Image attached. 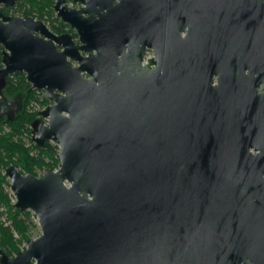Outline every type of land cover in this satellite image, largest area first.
Segmentation results:
<instances>
[{"label":"water","instance_id":"obj_1","mask_svg":"<svg viewBox=\"0 0 264 264\" xmlns=\"http://www.w3.org/2000/svg\"><path fill=\"white\" fill-rule=\"evenodd\" d=\"M74 1L84 7L52 9L80 45L0 12V95L25 74L52 102L32 141L59 150L40 177L5 168L41 234L13 257L0 250V264H264V0ZM138 22L172 25L168 39L183 42L184 116L183 64L168 75L142 68L141 53L128 70L117 58ZM194 207L213 216L210 249L187 246Z\"/></svg>","mask_w":264,"mask_h":264},{"label":"trees","instance_id":"obj_2","mask_svg":"<svg viewBox=\"0 0 264 264\" xmlns=\"http://www.w3.org/2000/svg\"><path fill=\"white\" fill-rule=\"evenodd\" d=\"M71 1V0H67ZM53 0H18L13 8L14 12L23 15L36 16L39 19H47L53 22L51 29L56 33H64L67 25H64L58 18L53 19ZM56 22L59 25H55ZM1 50V47H0ZM0 52V68H1ZM22 96L19 109H13L11 99ZM37 95L36 90L26 81L25 74L16 73L7 78V87L0 95V202L6 207L11 220V226L4 227L0 223V250L8 257H13L20 252L19 246L27 243L33 238V231L38 229L37 223L32 221L30 211H20L11 203V198L5 192V186L9 185L6 176L2 171L9 165L18 168L21 174H33L38 176L37 171L43 173L50 169L58 168V155L56 147L49 142L44 147H37V155H31V149L25 147L21 137L27 132L36 115L27 110L29 102ZM38 97V96H37ZM45 104L49 102L45 98ZM8 129V131H6ZM29 132V131H28ZM13 231L18 235L16 239Z\"/></svg>","mask_w":264,"mask_h":264},{"label":"flooded vegetation","instance_id":"obj_3","mask_svg":"<svg viewBox=\"0 0 264 264\" xmlns=\"http://www.w3.org/2000/svg\"><path fill=\"white\" fill-rule=\"evenodd\" d=\"M54 1L55 0H53V4ZM65 1H66V6H68V4H72L73 6H75L77 3L82 5L80 2H75L74 0L71 1L65 0ZM148 2H150V0H148ZM15 6L16 3L11 7H6L1 5L0 12L6 17H19V18L31 17L35 21H42L38 17H32L26 14L20 15L14 12L13 8ZM83 7L84 6L82 5V8ZM104 12H106V10H104ZM55 18L58 17L56 16ZM58 19H59L58 22L61 21L62 24L67 25V28L65 29L66 32L57 35L70 34L73 38L74 43L76 45H80L76 30L71 28L69 24L63 22L60 18ZM102 25H120V24L104 23ZM132 25H134V29H135L134 40L133 41L124 40L121 43L122 48L120 49V52L117 54V58L121 60L122 61L121 64L124 65V66L122 65V67L128 70L129 68L131 69V67L134 65L133 61H131L132 58L129 56L131 53L133 58L137 57L141 53L142 59L140 65L142 68L148 71L157 69L162 65L165 67L166 73L168 75H171V73L174 72L173 68H176L177 66L183 64V116H184L185 108L188 106L190 100V92L187 90L185 85L186 84L185 72L187 70V66L184 63L185 55L183 53V42L171 41V39L170 40L168 39L167 34H169L170 31L169 29L172 28V25H153V24L146 25V23H143V25H141V23L139 22L134 23ZM49 29L53 33H55L51 28ZM180 35L183 38V32H181ZM0 47H1L0 52L2 58L3 47L1 45ZM91 52L95 54L96 50H91ZM73 66H76V64L73 63ZM192 69H193L192 70L193 73L196 72L194 64L192 65ZM132 70H134V72L138 71L136 67ZM138 105L139 107H143L147 109L152 108V105H150L149 103H139ZM251 153L256 154L257 152L251 149ZM187 203L198 204L199 202L187 200ZM189 211L190 213L186 214L188 220L185 223L186 224L185 227L191 229L192 235L190 236V239L187 240V246L194 251H201L212 248L215 242L213 238L212 230L206 232L202 230V226H203L202 221L204 218L209 221L208 223H206L207 227L209 229L213 228L214 223L212 221L213 220L212 214L205 215L203 212H201L200 208L198 207L191 208ZM203 235H209V236L204 237Z\"/></svg>","mask_w":264,"mask_h":264},{"label":"rangeland","instance_id":"obj_4","mask_svg":"<svg viewBox=\"0 0 264 264\" xmlns=\"http://www.w3.org/2000/svg\"><path fill=\"white\" fill-rule=\"evenodd\" d=\"M68 6L69 7H72V8H77V9H82V5H80L79 3H77L75 6H73L72 4H68ZM33 17H36V16H33ZM55 17H56V15H55V13H54V17H53V19H55ZM49 28H51L50 27V25H54V23L53 22H50L49 20H47V19H41ZM55 25H59L57 22H56V24ZM12 76V75H11ZM10 76V77H11ZM36 97L35 98H33L30 102H29V104H28V106H27V110L29 111V112H31V113H34L35 115H36V119L38 118V111L37 110H39L40 108H42V106L45 104V98H43V95L41 94V95H35ZM37 96H38V98H37ZM21 101H22V96H16V97H14V98H12L11 99V105H12V107H13V109H15V108H17V109H19V105L21 104ZM47 104H49V102L47 103ZM28 128V130H27V132H25L24 134H23V136L21 137V139H22V142L24 143V145H25V147H27V148H29V149H31V155L32 156H34V155H37V149H36V147L34 146L35 144L31 141V139H30V137H31V133H30V126L29 127H27ZM6 131H8V129H6ZM29 131V132H28ZM50 144H51V146L53 147H56V152H57V155H58V153H59V150H58V146L56 145V143H54V142H51V141H48ZM38 147V146H37ZM18 169V168H17ZM56 170V169H55ZM2 174L4 175V176H6L5 175V172L4 171H2ZM37 174H38V176L40 177V176H42L43 175V171H37ZM7 178V177H6ZM7 181H8V183H9V185H7V186H5V192H7L8 193V195H9V197L11 198V203L12 204H14L15 203V197H14V195H13V193L11 192V190H10V182H9V179L7 178ZM31 213V212H30ZM32 214V221L34 222V223H37V218H36V216L33 214V213H31ZM0 223L1 224H3L4 225V227H7V226H11V220L9 219V214H8V212H7V209H6V207L0 202ZM37 226H38V224H37ZM40 234H41V232H40V228L38 227V229H36V230H34L33 231V238L32 239H35V238H37V237H39L40 236ZM13 236L17 239L18 238V235L15 233V231H13ZM25 246H26V243H23V244H21L20 246H19V248H20V251H23L24 249H25Z\"/></svg>","mask_w":264,"mask_h":264},{"label":"built area","instance_id":"obj_5","mask_svg":"<svg viewBox=\"0 0 264 264\" xmlns=\"http://www.w3.org/2000/svg\"><path fill=\"white\" fill-rule=\"evenodd\" d=\"M37 92V94H39V95H43V98H48L47 97V95H45L43 92H40V91H36ZM38 98V97H37ZM48 100H49V98H48ZM52 104V102H50V100H49V104H44L43 106H42V108H40L39 110H37L38 111V118H40V116H39V113L41 112V111H43L47 106H49V105H51ZM42 122H43V124L44 125H46V120L45 119H42ZM30 130H31V126H30ZM30 133H31V131H30ZM30 139H31V141H32V134H31V137H30ZM33 142V141H32ZM52 142V141H51ZM34 143V142H33ZM35 144V143H34ZM36 145V144H35Z\"/></svg>","mask_w":264,"mask_h":264},{"label":"bare ground","instance_id":"obj_6","mask_svg":"<svg viewBox=\"0 0 264 264\" xmlns=\"http://www.w3.org/2000/svg\"><path fill=\"white\" fill-rule=\"evenodd\" d=\"M37 91V90H36ZM39 95V94H38Z\"/></svg>","mask_w":264,"mask_h":264}]
</instances>
